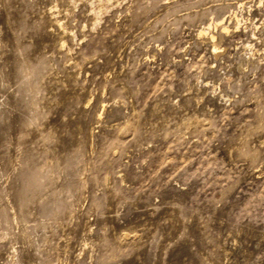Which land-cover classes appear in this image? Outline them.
<instances>
[{"label":"rangeland","instance_id":"rangeland-1","mask_svg":"<svg viewBox=\"0 0 264 264\" xmlns=\"http://www.w3.org/2000/svg\"><path fill=\"white\" fill-rule=\"evenodd\" d=\"M0 264H264V0H0Z\"/></svg>","mask_w":264,"mask_h":264},{"label":"bare ground","instance_id":"bare-ground-1","mask_svg":"<svg viewBox=\"0 0 264 264\" xmlns=\"http://www.w3.org/2000/svg\"><path fill=\"white\" fill-rule=\"evenodd\" d=\"M236 16V15H235ZM235 20H236V25H235V29H237L238 28V26H239V20L237 19V17L235 18ZM220 27L224 32H229V26H227V23L226 22H223V20H220V21H216V23H213V24H210L208 27H204V28H202V30H200V32H199V34L200 35H205V34H208V35H210V38L212 39V40H215V37H214V35H212L210 32H209V29L211 28V27ZM214 42V41H213ZM214 49H215V51L216 52H218L219 51V49H218V47L216 46V43L214 44Z\"/></svg>","mask_w":264,"mask_h":264}]
</instances>
